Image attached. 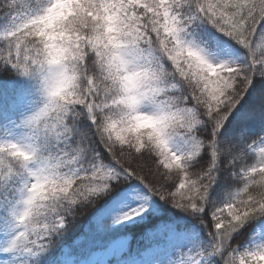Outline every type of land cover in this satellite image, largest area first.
I'll return each mask as SVG.
<instances>
[{
  "label": "snow or ice",
  "instance_id": "6c2138e0",
  "mask_svg": "<svg viewBox=\"0 0 264 264\" xmlns=\"http://www.w3.org/2000/svg\"><path fill=\"white\" fill-rule=\"evenodd\" d=\"M0 20V71L42 77L24 142L0 141L13 233L0 251L38 256L83 210L103 202V227L143 216L157 196L205 225L207 243L185 264H264V240L244 253L233 242L264 220V135L245 134L249 121L264 131V89L237 115L264 80V0H4ZM201 24L246 61L213 59ZM221 173L240 185L217 204Z\"/></svg>",
  "mask_w": 264,
  "mask_h": 264
},
{
  "label": "trees",
  "instance_id": "16d2710c",
  "mask_svg": "<svg viewBox=\"0 0 264 264\" xmlns=\"http://www.w3.org/2000/svg\"><path fill=\"white\" fill-rule=\"evenodd\" d=\"M2 21L0 20V23ZM196 32L199 39L208 44L211 43L212 38H216L219 42L229 43L234 48L233 50L244 58V62L246 61V50L231 41L230 38L215 32L210 25L201 24ZM257 80L258 82L254 83V86L245 94L241 105L238 106L239 112L237 115L246 114L249 109L256 105L260 90L264 89V80H259V78ZM36 86V83L27 77H21L12 72L0 71V121H7L11 119L12 115H16L24 100L32 95V91ZM245 134L261 136L264 131H262L258 121H249ZM221 138L230 139L231 137L229 134H225ZM253 155V153H249L250 157ZM218 175L220 178L210 189L209 199L220 204L234 193L240 185V181L228 176L227 173ZM131 183L139 185L136 181ZM141 187L143 188V186ZM150 197L153 205L133 223L111 226L104 222L103 227H100L96 217L105 207L103 202L94 208L83 210L68 231L62 236L54 237V243L49 245L45 252L40 253L34 261L27 264H62L66 255L87 259L92 252L106 248L115 239L121 236H130V240L121 256L110 262L115 263L133 254H139L153 244H160L165 236L164 230L167 226H171L177 231L196 228L201 234L203 245L207 243L205 225L201 224L195 216L172 207L157 196ZM1 212H3V208H0ZM260 221H253L250 227L246 225L245 228L234 234L233 242L239 241L236 243V248L254 236V229Z\"/></svg>",
  "mask_w": 264,
  "mask_h": 264
},
{
  "label": "rangeland",
  "instance_id": "374dc122",
  "mask_svg": "<svg viewBox=\"0 0 264 264\" xmlns=\"http://www.w3.org/2000/svg\"><path fill=\"white\" fill-rule=\"evenodd\" d=\"M3 28L4 22L2 21L0 23V31H2ZM210 41L211 43H206V46L212 53L213 59L230 60L238 64L244 63V58L232 50L227 44L222 45L214 38ZM40 100L41 97L36 86L32 91V95L25 100L26 104L22 105L16 115H12L11 119L7 121H0V141L7 139L17 143L24 142L28 134V129L22 126L21 121L38 108ZM172 147L175 151H181L183 149V145L179 141L173 143ZM135 187L140 193L147 194L145 189L141 186L135 185ZM152 205V199L149 196L148 209ZM103 210H101L96 217V221L99 223H101V218L103 217ZM6 215L3 209V212L0 213V248L4 246L5 240L13 234L7 226V221L5 220ZM139 218L140 217H135L130 221L122 223H133ZM104 222H107L111 226L122 224H113L110 218H105ZM164 234V242L153 244L145 250H142L139 254H133L115 263L110 262L121 256V253L125 250L130 240V236H121L115 239L106 246V248L92 252L87 259L66 255L62 264H185L188 257L198 258V253L203 247L201 234L198 229L194 228L191 230L177 231L171 226H167L164 230ZM262 240H264V221H261L256 227L253 238L241 245V247L236 248L237 252L244 253L251 250L254 245L259 244ZM36 257L37 256L32 257L26 254L12 256L11 254L0 251V264H3L5 260H9L10 264L17 261H26L28 263L34 261Z\"/></svg>",
  "mask_w": 264,
  "mask_h": 264
},
{
  "label": "clouds",
  "instance_id": "9594fccd",
  "mask_svg": "<svg viewBox=\"0 0 264 264\" xmlns=\"http://www.w3.org/2000/svg\"><path fill=\"white\" fill-rule=\"evenodd\" d=\"M3 3H4V0H0V6H2ZM30 46L35 47V45H32V44H30ZM53 55H54V56H58V53H55V52H54ZM58 70H59V69H58V66H57L55 63H53V65H52V71H51L50 73H45V74L54 77V76L56 75V73H57ZM41 79H42V77H41L40 74H37L36 76H34V77L31 78V80H33V81L36 83V85H37V90H40L41 87H42ZM41 94H42V93H41Z\"/></svg>",
  "mask_w": 264,
  "mask_h": 264
}]
</instances>
